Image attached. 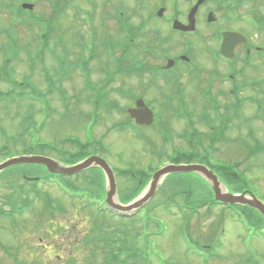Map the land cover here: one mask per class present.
Instances as JSON below:
<instances>
[{
  "label": "rangeland",
  "instance_id": "rangeland-1",
  "mask_svg": "<svg viewBox=\"0 0 264 264\" xmlns=\"http://www.w3.org/2000/svg\"><path fill=\"white\" fill-rule=\"evenodd\" d=\"M12 1L14 6H16L23 0H0V59L4 57L3 46L8 40L1 30L8 28L12 22L17 23L18 26L20 25L16 28L20 45L29 41L32 42L34 38L38 39L40 36V31L37 29L35 31L29 30V27L16 17L12 21L9 10L2 8L3 2L10 3ZM32 1L36 3L37 12L40 14L48 15L46 12L52 11L51 5L49 6L46 0H30V2ZM67 1L60 3L62 9L53 19L57 32L54 30V33H52L54 39L50 41V48L47 52L48 58L52 62L51 72L59 77H64V79H60L59 83L63 90L65 89V98L63 99L58 89H55L53 93H49L47 84L42 80L43 74L39 72L37 75L35 74L33 80L38 89L39 98L26 94L23 97L15 96L9 100L1 99L0 162L4 159L26 155L31 152L35 155L57 158L58 162L61 163L57 152H64L63 147L70 151L76 150L74 145L71 143L66 144L64 140L68 141L70 139L75 143H87L92 140L103 147L104 150L98 147L96 152L98 155L106 157L105 159L111 163L115 171L117 170L116 174H120L121 170L137 169L135 172L137 178L142 176L140 171H146L149 175H154L155 172L150 169L162 167V164L168 163L167 160L174 158L176 153L172 155V148H187V143L178 138V134L187 128V121L185 119L172 120L173 117L164 109L165 101L162 91L152 89L147 92L144 90L146 77L143 78L144 84L142 86L137 80L138 77L127 79L122 75L114 78L111 84L103 85L107 78L103 63L107 65L111 55L105 49V45L110 41L107 29L112 28L115 30L114 32L109 29L115 34L114 40H118L122 35L120 32L121 28L117 22V12L119 13L120 11L115 10V5L124 9V12H128V15L132 17V21L135 20L136 23H139L143 18L140 2L136 0ZM150 1L152 0H144L145 3H150ZM159 1L155 4L152 2L154 8L159 5L157 4ZM192 1L174 0V3L181 7L186 14L190 10ZM162 2L167 5L168 3L173 4V0H169L168 3L165 0H162ZM78 5L88 10L93 16V20L87 22L78 15L73 10ZM209 7L202 6V8L206 9ZM241 9L248 18L262 17L264 16V0H257L255 4L246 2ZM93 24L99 28L98 32L100 35L97 37L98 48L94 61L90 64V79L95 84H98L99 87L103 85L102 93L106 96L104 102L106 104L107 102L111 104L117 103L119 107L116 110L106 104L103 105L104 102L99 103L96 97L88 100L89 96L93 95L94 92L82 89L83 85L81 87V84L85 79L84 76L82 79L77 72H74L73 76H71L72 69L67 64L62 63L64 61L63 58H65V51H68L69 55L72 56L71 61H76L77 46L75 42L82 35L88 41L91 36L90 27H93ZM150 27L148 25L141 31L140 35L145 32L143 40H139L140 43L138 42L135 47H132L134 49L132 57L136 56L138 49L140 51L141 49L144 50L143 42L147 37L151 36ZM44 28L41 27L40 29L43 30ZM198 28L200 31L196 34L199 37L196 38V55L200 57L196 59V62L200 67V78H193L191 73H187L185 78L183 77L181 86L183 90H186V103L191 110H194L193 118L198 130L211 135L209 127L199 123L203 100L197 91V87L202 83L212 81V91L215 92V95L222 96L225 93V98L220 99L222 110L218 117L225 112L222 119L227 124L226 132L224 133L226 139L220 140L215 145V150L210 149L211 162L213 164L220 162L222 166L225 165L226 167H224L240 180V186L243 187L244 191L252 192L264 202V152L248 161L246 160L250 152L248 146L253 147L255 145L254 139L261 142L264 146V118L258 115L257 104L251 103L248 99L250 97H255L256 99L264 97V59L258 55L252 56L251 65L244 71L242 76L238 77L239 84L243 85L242 91L244 95L242 94V99H245V102H243L244 104L238 113L236 114L235 112L234 114L232 104L235 100L233 101L232 97L227 96V93H230L231 90L230 75L228 76V73L224 72L222 66H218V69L215 70V64L210 62L205 52H203L205 45L208 47V44L211 43L209 35L214 29L206 28L201 22H198ZM80 30L82 35L79 33ZM54 34H58V36ZM55 40H58V43ZM55 46H58L59 49L60 54H58V57L53 56L51 53ZM164 47H167V45H164ZM117 48L115 56L120 59L122 48ZM84 50H89V47H85ZM20 54L21 59L14 61L11 70L19 80L22 75H29L32 79V73H28V63L25 59H22L23 56H26V53L22 52ZM85 54L87 55L88 52H85ZM96 57L98 61H96ZM152 57L156 58V55ZM222 76H225V78L221 79ZM138 79L141 80L140 78ZM253 81L261 82L263 86L260 89H256L252 84ZM23 83L21 86H23ZM1 89L3 90H0V93H7L13 90L11 86ZM118 89H123L124 91L133 90V94L138 92L139 94L145 93L149 99H159V102L156 105H151V108L156 114L160 112L164 118L171 117L169 121L165 120V122H169L168 126L171 128V143L164 146L165 140L162 139L159 126L155 129L137 128L135 131L140 130V133H134V131L130 130V127L121 128L123 126L120 124L127 122L128 115L126 112L132 103L130 96L124 97L119 93ZM164 89L166 96L175 98L174 104L176 105V89L174 86L164 85ZM15 90L19 95L23 94V90L20 87H15ZM45 96L46 98H44ZM76 98L78 99L76 100ZM98 103L99 107L96 106ZM176 107L180 108V106ZM224 107L225 111L223 110ZM226 108L229 109L227 110ZM210 112V118L216 119L213 125L218 128L217 132L221 134L219 128L222 124L216 114L212 110ZM263 113L264 111L260 112V114ZM25 117L34 120L40 131L37 137L33 129L32 137L28 138L29 136H25L23 141H21L24 133L22 124ZM113 127L116 128L114 129ZM250 132H253L252 137L249 136ZM38 138L45 142L48 149H41L38 146ZM241 142H246L247 144H242ZM209 143L204 141V146H208ZM150 144L154 145L156 150L152 149ZM154 152L156 153L154 154ZM182 153L188 154L187 151ZM46 170L44 168L38 171L29 170L27 171L28 178L45 177L47 175ZM217 175L219 176L220 174ZM15 176L0 177V207L5 205L4 209L7 211L11 209L8 199L11 198V202L14 205H19L21 200L30 193V186L24 184L17 174ZM116 176L118 182V196L116 198H119L123 203L129 202L134 196L133 200L138 199L149 186L147 185L149 179H147L145 181L146 186L135 192L137 185L135 177L130 178L121 174ZM164 180L160 182L159 189L154 197L137 212L139 214L147 208L144 217L150 211V214L164 224L165 229L163 232H157L156 226L153 229V224L148 228L150 231L148 233H144L140 226V230H137L139 240L136 246L149 245L154 252V256L149 260L153 263L150 264H264V239L257 238L253 242V234L255 232L248 231L246 225L241 222V219L231 209H225L222 206H211L209 208L205 206L193 216L190 215V211L187 210L184 202L196 207L214 197L212 188L200 175L195 173L172 174L167 178L166 182ZM219 180L223 183V187L227 185L229 193L238 194L240 192L237 190L238 185L230 184L222 175L219 176ZM79 182L82 181L80 180ZM39 187L43 191L49 192L53 199H56L57 203L63 206V211H56L53 214L49 213L43 201H39L32 194L33 203L31 209L16 215L14 224L9 218L0 217V264H98V262H103L86 261L87 257L92 253V248L91 246L90 248L85 247L84 241L86 233H91L92 227L90 224L93 222L94 213L84 210L79 203L71 202L54 183L41 181ZM66 189L69 193H74L73 189ZM176 192H180V195ZM187 192L192 193L193 196L188 198ZM246 195L248 196V194ZM182 199H184V202ZM135 220L138 222L137 218ZM116 221L119 222V220ZM124 223L133 224L129 220L124 221ZM100 232L98 231L99 234H102ZM193 242H198L201 245H214L218 258L204 263L200 257H197L198 255H195L199 248ZM247 247L250 250L256 249L259 261H245V258L249 255L248 252H245ZM128 264H148V262L131 260Z\"/></svg>",
  "mask_w": 264,
  "mask_h": 264
},
{
  "label": "trees",
  "instance_id": "trees-1",
  "mask_svg": "<svg viewBox=\"0 0 264 264\" xmlns=\"http://www.w3.org/2000/svg\"><path fill=\"white\" fill-rule=\"evenodd\" d=\"M187 142H190V139ZM216 142L218 141L212 140V143L211 145L209 144V146L214 147V144H216ZM41 146H45L44 143ZM90 146L93 145L89 143L80 145V148L82 147V149L80 151L78 150L79 152L77 151V154L73 155L68 162H79L80 160H83L84 157L90 155ZM180 158L176 159V161L181 162L182 159ZM27 167L29 166L14 167L5 171L1 175L2 177H6L8 175L15 176V174H17L24 184L31 186L30 193L26 195V198L22 199V205H20L19 207L13 205V202H11V198L8 199V202L12 203L11 205H13L11 214H14L15 212H22L23 210H25V208H27L28 205H30L31 198L29 197L32 192H35V194L37 195L40 194L41 196H43L38 189L37 183L32 184L23 179V175H26L25 169ZM90 172L91 175L88 176V178L84 179L87 182L86 190L90 191L91 193L93 192L94 194H92L94 196V199H98L99 197H102L101 195L103 193L102 190H104L105 179L103 173L99 169H94V171L91 170ZM219 172L224 178H226V180L230 184L238 185V191H243V187L240 186V180L237 179L236 176L231 174L228 169L222 168L219 169ZM145 180L139 182L137 191L146 186ZM241 208L244 216L246 217V221L249 224V227L255 229V231H258V233L262 232L264 230V218L253 209H250L248 207ZM85 209L90 211L91 213H94V215L92 214L94 217L93 222L90 224V226L92 227L91 233L89 232L85 235L86 239L84 241V246L89 248L91 246L92 248V253L89 257H87L86 261H103L102 264H128V261L131 260L144 261L145 259L147 261L151 247L147 245L145 246V250H143L136 246L139 240V235L137 234V231H135L137 227H135V229L133 230H130L129 224L124 223L125 220L116 219L115 216L111 215L107 211H103L99 208L94 207L93 204H87L86 207L84 206V210ZM0 212L2 214H5L3 207L0 209ZM251 215L252 218H255L252 219ZM116 220H119V222H117ZM151 223L152 221L150 220L149 225ZM98 231H101L100 233L102 234H99ZM129 252H131V254ZM246 261L258 260H256L255 258H249Z\"/></svg>",
  "mask_w": 264,
  "mask_h": 264
},
{
  "label": "water",
  "instance_id": "water-1",
  "mask_svg": "<svg viewBox=\"0 0 264 264\" xmlns=\"http://www.w3.org/2000/svg\"><path fill=\"white\" fill-rule=\"evenodd\" d=\"M26 7V6H25ZM194 18V17H193ZM192 24V22H191ZM238 40V39H237ZM236 38L230 37L228 39V42H236ZM225 51V46H224ZM229 55V54H228ZM140 106H142L141 110H131L130 113L132 117L136 118L137 123L141 125H150L153 123V114L152 112L147 108V106L141 102L139 103ZM18 164H41L45 165L54 173H62V174H74L82 172L90 167L93 166H99L108 175L110 179V190H109V199L108 203L115 207L118 210L121 211H131L135 208L141 207L144 205L147 201H149L157 192L158 186L160 184L161 178L171 174V173H189L194 172L203 175L206 179H208L215 192V198L218 201H221L225 204H232V205H244L249 206L255 210H257L263 217H264V203L260 201L258 198H256L253 194H250V197L246 196V193H243L242 195H234L230 194L228 192H224L221 189V183L217 176L213 173V171L209 170L208 168L201 166V165H189V166H167L160 171H158L154 178L153 182L150 186L149 191L134 205H131L129 207H121L120 205H117L113 203L112 198L116 191V184L114 179V174L111 169V166L109 163H107L104 159L100 157H91L84 161L83 163L75 166V167H62L59 164H57L55 161L45 158V157H21V158H14L10 161H7L0 165V172L3 170Z\"/></svg>",
  "mask_w": 264,
  "mask_h": 264
},
{
  "label": "flooded vegetation",
  "instance_id": "flooded-vegetation-1",
  "mask_svg": "<svg viewBox=\"0 0 264 264\" xmlns=\"http://www.w3.org/2000/svg\"><path fill=\"white\" fill-rule=\"evenodd\" d=\"M142 1V2H141ZM158 0H152L150 1V3H145L144 0H139L140 2V7L142 8V12L143 15L146 13V17L144 18V16L142 15V21L139 25V29L138 31L134 30L133 33V25H132V19L131 17H126L123 19L122 21V27H121V34L126 37L129 38L130 40L133 39V35L134 36H138L140 35L141 31L143 30L144 27L151 25V27L149 28V32L151 33V36L147 37L144 42L143 45L145 47V51L146 54L150 57V58H154L152 56L156 55V58L159 57V55H169L167 54L165 51L161 50L158 45H157V37H159L160 34L163 33L164 31V25L160 24L158 27H154L153 24L156 21L154 18H148V15L151 14L149 13L151 8H154L152 2L155 4ZM194 1V0H193ZM198 0H196L194 2V4L192 5V7L197 3ZM157 4H159L157 7H155V9H160L165 7L164 3L162 2V0H160ZM205 5V2H203L201 4V6L199 7V15H208V13L210 11L207 12L206 14V8H202V6ZM206 6V5H205ZM139 7V8H140ZM191 7V8H192ZM190 12V10L183 15L182 21L183 22H187V17H188V13ZM225 15L222 19V24L220 26V36H221V40H222V34L224 32H228V31H237V27L232 23L231 17L229 16V14L227 12H224ZM181 15V13L178 12H174L173 13V17L175 20L176 18H179V16ZM218 30H216L215 32H217ZM240 32V31H238ZM217 38V37H216ZM257 40V36L256 39L255 37L250 38V42L246 45V44H240V46L237 48V50L235 51V55L233 59H226V58H219V57H213L215 59V64L218 66L224 65L225 68H227L228 70H230L231 74H230V83H231V94H235L234 92L236 90H242L243 85L239 84L238 81V77L242 76L245 69H247L250 65H251V58L252 56L261 54L263 51L261 48H259L257 46L256 43ZM32 50L34 53L37 52L38 48L40 47V45H38V43L36 41H32L30 44ZM45 47H47V44H45ZM211 43L209 44L208 47H206V56L209 58V54L211 53ZM261 49V50H260ZM58 57V56H55ZM260 57V56H259ZM40 58H42L43 60V64L41 65V67H43V71L45 73V76L48 77V75H50V72L52 70V62L50 61V59L48 58V55H39V57L37 59L34 60L35 64H40L41 60ZM262 59H264V52H263V57H260ZM210 60V58H209ZM177 65V62H176ZM146 70H150L151 71V79L154 81V79H157V75H154V71L153 70H158V64H155L154 66L150 67V66H145ZM51 69V70H50ZM161 74V72H159ZM159 76V75H158ZM160 77V76H159ZM225 77H221V79H223ZM46 81H50V79H46ZM221 96V95H220ZM223 96V97H222ZM221 96L222 99L225 98V93H223V95ZM228 96V95H227ZM235 96H238L237 94Z\"/></svg>",
  "mask_w": 264,
  "mask_h": 264
},
{
  "label": "bare ground",
  "instance_id": "bare-ground-1",
  "mask_svg": "<svg viewBox=\"0 0 264 264\" xmlns=\"http://www.w3.org/2000/svg\"><path fill=\"white\" fill-rule=\"evenodd\" d=\"M222 190L225 192V188L223 187V185L221 186Z\"/></svg>",
  "mask_w": 264,
  "mask_h": 264
}]
</instances>
